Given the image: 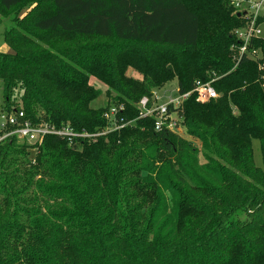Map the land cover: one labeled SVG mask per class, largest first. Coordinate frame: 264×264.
Listing matches in <instances>:
<instances>
[{"label": "trees", "instance_id": "obj_1", "mask_svg": "<svg viewBox=\"0 0 264 264\" xmlns=\"http://www.w3.org/2000/svg\"><path fill=\"white\" fill-rule=\"evenodd\" d=\"M41 1L0 7L19 14ZM50 2L31 17L44 35L114 37L128 47L69 71L5 40L13 46L0 51L3 113L101 132L108 106L134 118L136 103L173 79L179 94L213 79L218 97L200 103L191 93L168 107L191 139L144 118L95 141L46 135L34 151L15 136L0 141V264H264V38L251 43L259 58L236 62L233 31L243 20L226 0ZM91 75L110 103L94 105Z\"/></svg>", "mask_w": 264, "mask_h": 264}, {"label": "built area", "instance_id": "obj_2", "mask_svg": "<svg viewBox=\"0 0 264 264\" xmlns=\"http://www.w3.org/2000/svg\"><path fill=\"white\" fill-rule=\"evenodd\" d=\"M231 5L234 14H240L243 25L233 31L236 44L232 45L233 59L237 62L243 56L250 59L260 57L259 51L251 48L254 39L264 38L261 34V24L264 21V0H226ZM236 65V63H235ZM211 80L199 81L194 83L192 90L179 94L175 88V93L165 89L162 93L159 89L153 90L150 97L143 96L137 103V115L131 119H124L119 114L124 109L122 104H113L107 107L104 116L108 120V125L99 132H88L86 130H75L70 124H63L55 127L47 122L33 124L24 117L21 110H13L11 113H0V141L15 136L31 147L32 151L40 144L46 135H56L65 139L69 145L76 140H91L105 133L123 128L125 126L135 125L138 119L154 118V129L160 131L163 128L173 130L178 123L173 117L168 107H179L182 102L191 94L195 93L196 101L204 103L210 99L218 97V93L211 85Z\"/></svg>", "mask_w": 264, "mask_h": 264}, {"label": "rangeland", "instance_id": "obj_3", "mask_svg": "<svg viewBox=\"0 0 264 264\" xmlns=\"http://www.w3.org/2000/svg\"><path fill=\"white\" fill-rule=\"evenodd\" d=\"M29 3L28 10L23 12V10L16 14L17 7L10 8L8 10L0 7V51H7L9 45L6 41L11 38L17 41L18 50L21 54H36L38 56H47L48 54L54 55L56 58L54 61L58 62L60 66L67 68L69 71L81 70L80 62L82 60L86 61L91 59L94 55H103L106 57L112 56L114 53L128 47L127 43L122 40L115 39L114 37H97V36H86V35H74L65 33H56L48 36L44 35L42 31L35 29L31 24V17L36 16L38 10L42 7V10L46 12L48 7H50V0H42L39 3ZM34 7V8H33ZM33 8V9H32ZM204 11V10H203ZM203 19V36H205V30L208 28L209 24H206L205 18H207V13L201 11ZM202 22V23H203ZM262 37H264V21L260 27ZM20 34L24 35L21 36ZM6 40V41H5ZM174 52V49H171ZM9 51V50H8ZM171 63V62H170ZM134 76L135 78H141L131 69L126 71V75ZM88 82L90 85H94L96 90L100 91V97L94 102L97 104L105 105L110 103L112 100L111 96L106 94V86L98 81L92 75L89 76ZM176 80L173 79L165 83L159 92L162 93L165 89L171 90L172 94L175 93ZM208 102V101H207ZM18 99H11L10 104L14 106L19 104ZM5 109L4 99L2 97V88L0 86V113ZM175 120L178 121L176 115H173ZM1 121V119H0ZM179 128V129H178ZM177 132L187 138L191 139L185 134L182 127L175 128ZM146 143H149L146 140ZM253 158L256 166L263 168V163L260 155L259 143L253 140ZM198 163L201 167L207 165L206 160L199 153ZM252 183V180H249Z\"/></svg>", "mask_w": 264, "mask_h": 264}, {"label": "water", "instance_id": "obj_4", "mask_svg": "<svg viewBox=\"0 0 264 264\" xmlns=\"http://www.w3.org/2000/svg\"><path fill=\"white\" fill-rule=\"evenodd\" d=\"M240 14H237V16H239Z\"/></svg>", "mask_w": 264, "mask_h": 264}]
</instances>
